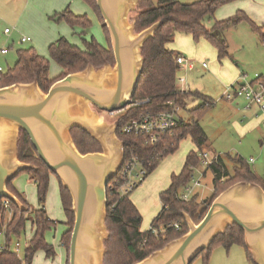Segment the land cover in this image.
I'll return each mask as SVG.
<instances>
[{
    "label": "trees",
    "instance_id": "1",
    "mask_svg": "<svg viewBox=\"0 0 264 264\" xmlns=\"http://www.w3.org/2000/svg\"><path fill=\"white\" fill-rule=\"evenodd\" d=\"M81 1L95 13L106 38V47L99 45L92 38L89 42H84V48L80 49L78 46L71 45L64 37H60L48 46L49 60L38 55L33 48L17 50L14 66L4 71L0 78V88L16 83H31L36 80L39 88L47 93L53 83L69 74L84 70L88 65H92L95 69L105 64L113 66L114 56L109 34L97 9L96 0ZM234 1L236 0H199L191 4H181L176 0H139L136 11L130 14V20H135L136 33L156 22H161V25L141 49L144 64L136 91L131 98V105L116 113L114 118V123L117 125L116 135L124 144V162L132 155L143 161L146 178L166 157L178 150L180 142L186 137L190 138L196 151H191L186 156L181 171L171 175L168 188L159 194L161 209L152 220L148 231L140 230L142 217L130 199L132 191L137 186L124 195L118 191V187L107 188L105 225L109 237L104 241L103 264H136L153 252L162 249L167 243L187 233L183 214H187L197 224L207 213L209 207H206L203 201L197 202L195 196L187 202L177 198L178 193L189 185L193 170L200 165L198 154L208 147L207 136L199 122L203 113L212 106V102L207 97L194 92L197 99L204 102L203 106L194 108L191 111V120L181 121L179 127L172 134L163 135L155 147L146 144L144 136L126 134L123 130L131 120L138 119L140 116L162 113L173 106L182 109L180 106H182L181 101L185 93L181 92L176 85V76L180 67L176 60L182 55L168 48L177 33L190 36L194 42L200 39L208 41L216 50L219 62L225 58H231L224 36L225 32L242 22L250 23L254 34L264 45V25L256 26L243 12H237L229 19L214 22L210 29L206 28L205 22L213 19L218 8ZM49 19L55 23L64 22L71 29L81 28L84 31L92 25L86 15H74L69 8L52 15ZM50 61L61 69L60 75L53 79L49 77ZM71 136L81 154L101 151L98 143L86 132L74 128L71 130ZM17 155L19 161L35 167V169L21 171L18 176L27 175L33 183L38 208L31 211L25 197L13 186V180L8 183V190L27 206L28 210L20 212L13 204H10L12 217L5 229L7 248L0 253V264H32L34 255L38 251H42L46 259H54L56 255L54 248L45 241V234L53 230L57 222L49 218L44 206L50 176L54 174L39 159L27 134L23 131L19 133ZM229 160L235 166L232 172L228 171L220 156L208 168L213 176L212 200L238 182H253L260 185L242 158L230 156ZM119 177L115 179L116 186L121 182ZM55 178L58 180L56 176ZM115 183L111 182L109 186H115ZM58 186L66 226V231L60 238V244L67 254L65 264H69V245L74 215L71 212L69 192L62 187L59 180ZM260 186L264 189L262 185ZM6 215V208H2L0 226L5 223ZM28 221L35 229L34 236L31 241L26 242L22 257L18 258L15 253V243L12 244L11 237L19 239ZM175 223L179 224V230L173 227ZM153 229L156 230V234L153 233ZM218 245L226 249L233 245L243 247L247 259L253 264L245 248L244 234L237 226L227 228L225 234L217 236L209 249L201 254L208 257L212 246Z\"/></svg>",
    "mask_w": 264,
    "mask_h": 264
},
{
    "label": "water",
    "instance_id": "2",
    "mask_svg": "<svg viewBox=\"0 0 264 264\" xmlns=\"http://www.w3.org/2000/svg\"><path fill=\"white\" fill-rule=\"evenodd\" d=\"M139 0H96L113 51V66L84 70L56 81L44 93L36 80L0 88V201L7 199L26 210L8 190L21 171L35 169L18 159L23 131L39 159L71 197L74 225L69 264H103L107 186L124 161V144L117 125L100 112L123 111L131 105L144 59L143 44L161 25L156 22L139 33L129 15ZM77 128L100 146V152L81 154L71 136ZM187 233L136 264H191L226 229L237 226L253 264H264V190L253 182H238L217 196L199 223L183 214Z\"/></svg>",
    "mask_w": 264,
    "mask_h": 264
},
{
    "label": "rangeland",
    "instance_id": "3",
    "mask_svg": "<svg viewBox=\"0 0 264 264\" xmlns=\"http://www.w3.org/2000/svg\"><path fill=\"white\" fill-rule=\"evenodd\" d=\"M55 1L57 0H17L16 3L15 0H0V51L3 49H10L9 53L5 56L0 53V66L4 71L14 66L17 50L20 49L33 48L37 53L48 59V45L60 37H64L71 45L78 46L80 49L84 48V42H89L92 38L99 45L106 47V38L103 30L101 26L97 25L95 22L93 23L91 21V27L84 31L81 28L71 29L64 22L55 23L51 21L48 16L47 8ZM176 1L181 4H191L199 0ZM10 3H12L10 8H13L12 14H8L11 21L6 18L3 13ZM69 9L74 14L87 15L88 18L92 11L91 8L81 0H69ZM237 12H243L249 21L256 26L261 27L264 25L263 0H236L218 8L214 13L213 19L205 22L206 28L210 29L214 22L229 19L235 16ZM20 16H22L21 22L16 27L17 21L15 18L19 19ZM4 29L8 30V36L4 35ZM224 36L228 45V53L236 64L230 58H227V60L225 58L222 64L228 61L231 63H229L231 66H236L240 75L235 81L239 80L243 83L242 79L244 77V82H250L254 79L255 75L264 76V45L260 43L257 36L254 34L250 23L247 21L242 22L238 26L228 29ZM188 37L187 35L185 38ZM21 38L31 39V43H21ZM178 38V36H175L174 40L169 44V47L179 52L185 59L193 63V69L191 70L183 65L180 66L176 76V85L178 89L185 93L181 101L182 106L180 107L182 109L180 111V116L184 119V122H189L192 118L191 111L196 107L203 106L204 102L197 99L194 92L209 96L208 98H210L209 100L212 102V106L203 113L199 121L208 139L209 147L204 150L209 153V157L220 156L224 160L229 172H232L235 167L234 164L230 162L229 157L237 156L242 158L243 161L248 164L249 168L251 170L253 169L256 173V181L264 187V143L262 141V133L264 131L261 134L257 132L254 136L248 137L245 140L235 136L231 129V122L233 120L241 121L242 117L241 114L230 116V114H228L229 108L238 107L239 110H241L242 107V109L244 108V110H246L245 107L247 104L243 99H235L232 102H228L223 98L230 84L223 86L212 72L213 64L217 60L216 50L205 39L194 42L191 38H188L186 40L189 44H186L185 41H179ZM202 64H206V68H202ZM60 73L61 69L59 66L50 61L49 77L53 79L60 75ZM178 79H181L182 83H180ZM127 108H129V106ZM100 115L107 123H114L116 115L112 119L109 118L107 114ZM191 151L195 152L196 150L190 138L186 137L180 142L178 150L174 154L166 157L157 169L141 183L140 180L136 178V171L138 172L140 168L137 167L136 171L132 172V181L137 184V188L132 191L130 199L137 208L139 214H142H140L142 217L141 231L144 232L149 230L152 220L160 210L161 203L159 194L168 188L171 175L173 173L178 174L181 171L185 158ZM250 159L254 161L252 164H249ZM26 177L27 175L15 176V178L12 179L13 186L25 197L32 211L38 206L36 191L33 183ZM212 177L210 169L205 170V167L201 165L193 170V178L200 182V186L194 188L193 196H195L197 202L203 201L206 207H209L213 201L211 198L213 191ZM112 181L113 180L109 183ZM15 183H19L18 186H16ZM190 185L191 183H189V186ZM18 201L26 209L24 211H27L28 207L19 199ZM10 204L13 203L5 198L0 201V211L2 208H6L7 210L5 223L0 226V230L2 231H5L12 217ZM44 206L46 212L53 220L59 222L65 220L59 196L58 180L54 175L50 176ZM15 207L19 210L17 206ZM55 228L56 230H50L45 234V241L54 248L56 254L54 259H45L43 252L38 251L34 255L32 264L64 263L63 260L60 259V255H62V251L64 250H61L62 248L59 243L62 227L57 224ZM34 230L30 221H28L19 239L14 236L11 237L12 244L17 241L20 242L21 247L18 252L20 257L24 251V242H29L33 239ZM2 242L3 239L0 240V243ZM66 255L65 251V256ZM191 264L252 263L247 259L243 247L233 245L226 249L218 245L212 246L208 257L205 254H198Z\"/></svg>",
    "mask_w": 264,
    "mask_h": 264
},
{
    "label": "built area",
    "instance_id": "4",
    "mask_svg": "<svg viewBox=\"0 0 264 264\" xmlns=\"http://www.w3.org/2000/svg\"><path fill=\"white\" fill-rule=\"evenodd\" d=\"M4 33L9 34L8 30H4ZM25 41H29V39H22V42ZM0 53L2 55H5L8 53V50L3 49L0 51ZM176 61L179 66L185 64L188 65V67L192 66L191 63L187 62L183 57H178ZM202 67L205 68L206 64H202ZM3 72L4 70L0 66V78ZM242 80L243 83L238 80L230 84L226 92L224 93L223 98L228 102H232L235 99H243L247 104L245 107L246 110H250L252 107H255L260 113H264V76L255 75L254 79L250 82H244V77ZM178 81L182 83L181 79H178ZM169 105H171V103H169ZM180 111L181 109L179 107L173 106L172 108L162 113L140 116L138 119L131 120L123 131L126 134H132L134 136H144L146 144L155 147L159 143L160 138L163 135L172 134V132L179 127L181 121H183L180 116ZM116 113L119 112H102V115L107 114L109 118L112 119L114 118ZM262 141L264 143V132L262 134ZM209 156V153L205 150L198 154V157L200 158V165L202 167H205V170H208V168L212 166L218 159V156ZM143 164V161H140L137 157L132 155L125 162L123 161L120 172L118 173L121 178V182L119 183V185L116 186L115 183V179L118 177L117 175L112 181L115 183V186H109L108 184L107 188L112 189L114 187H118V191L121 194L124 195L129 193L137 186V184L132 181V172L136 171L137 167L140 168L138 172L136 171V178L140 180V183L146 176V171L143 167ZM190 183V186L188 185L178 193L177 198L179 200L184 202L189 201L194 195V188L200 186V182L195 180L193 178V175L190 178ZM173 227L176 230H179V224L175 223ZM153 233L156 234V230L153 229ZM1 239H3V242L0 243V253L7 248L5 231L2 230H0V240ZM14 246L17 257L21 258L22 256L20 257L18 255L19 249L21 247L20 242L17 241ZM24 247H26V242H24Z\"/></svg>",
    "mask_w": 264,
    "mask_h": 264
},
{
    "label": "crops",
    "instance_id": "5",
    "mask_svg": "<svg viewBox=\"0 0 264 264\" xmlns=\"http://www.w3.org/2000/svg\"><path fill=\"white\" fill-rule=\"evenodd\" d=\"M16 3H17V0H15ZM264 1V0H263ZM12 5V3H10V5H8V8H6V10L3 11L4 13V16L6 18H8L10 21L11 19L9 18L8 14L11 15L12 14V10L13 8H10V6ZM66 8H69V0H57L55 1L51 6H49L47 8V11H48V16L51 17L52 15L56 14V13H60L62 11H64ZM70 10V9H69ZM73 13V12H72ZM74 14V13H73ZM74 15H77V16H81V14H74ZM87 16V15H86ZM21 18L22 16H20V18H15L16 19V27L17 25L21 22ZM89 18L91 19V21L94 23H96L97 25H100L98 20H97V17L95 15V13L93 11H91V15L89 16ZM5 30V29H4ZM4 35L8 36L9 34H5ZM175 36H178V40L179 41H185L186 44H189V42H187L186 39L188 38H191L190 36L188 38H185L187 37V35H182V34H176ZM184 36V37H183ZM29 38V37H28ZM175 38V37H174ZM22 39L21 38V43H31V39L29 41H25V42H22ZM174 40V39H173ZM55 42V41H54ZM53 43V42H52ZM50 43V44H52ZM49 44V45H50ZM48 45V46H49ZM168 48L173 50L172 48L169 47L168 45ZM179 48V47H178ZM48 49V47H47ZM8 50V53L10 51V49H7ZM175 51V50H174ZM7 53V54H8ZM48 53V51H47ZM5 54V55H7ZM38 55L44 57L43 55L37 53ZM4 55V56H5ZM183 57V56H182ZM184 58V57H183ZM216 58H217V53H216ZM230 58V57H229ZM232 60V58H230ZM187 62H190L191 63V67H188V65H183L185 66L186 68H188L189 70L193 69V63L187 59H185ZM227 60V58H226ZM229 60V59H228ZM216 60V62L213 64L214 66L212 67V72L213 74L219 79V83L222 84L223 86H227L229 84H232L233 82H235V80L237 79V77L240 75V72L239 70L233 66H231L230 62L226 61L225 63L222 64V62L224 61V59L222 61H218ZM233 61V60H232ZM234 62V61H233ZM230 63V64H229ZM235 63V62H234ZM236 64V63H235ZM203 68V67H202ZM206 68V67H205ZM182 89V88H181ZM183 90V89H182ZM199 93V92H198ZM201 94V93H200ZM202 96H205V97H209L207 95H203L201 94ZM210 99V98H208ZM240 107V106H239ZM228 114H230V116H236V115H240L241 114V117H242V120L241 121H238V120H233L231 122V129L233 131V133L235 134V136H237V138L239 139H247L248 137H251V136H254L257 132L259 134H261L264 130V113H260L256 108H252L250 110H244V108L242 109L241 107V110H239V108L235 107V108H229V112ZM182 118V117H181ZM183 119V118H182ZM184 121V119H183ZM263 134V133H262ZM209 147V145H208ZM252 159H250L251 161ZM249 161V162H250ZM254 161L252 160L249 164H252ZM253 172V174L255 175V177L257 178L256 176V173L253 171V169L251 170ZM28 178V176L26 177ZM29 179V178H28ZM19 183H15L16 186H18ZM260 186V185H259ZM261 187V186H260ZM264 190V189H263ZM38 208V206H37ZM35 208V209H37ZM160 209H161V206H160ZM46 210V209H45ZM140 211V209H139ZM160 211V210H159ZM152 213V212H151ZM150 213V214H151ZM48 214V213H47ZM141 214V213H140ZM142 215V214H141ZM49 216V215H48ZM155 216V215H154ZM49 218L54 221V222H57V224L61 225L62 227V232H61V236L62 234L66 231V226L64 225L65 223V220L64 221H56V220H53L50 216ZM65 219V217H64ZM54 230H56V228H53ZM61 238V237H60ZM60 243V242H59ZM61 246V250H64V248L62 247V245L60 244ZM60 259L63 260V264H65V261H66V256H65V250L62 251V255H60ZM45 258V256H44ZM46 259V258H45Z\"/></svg>",
    "mask_w": 264,
    "mask_h": 264
}]
</instances>
